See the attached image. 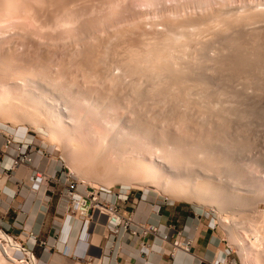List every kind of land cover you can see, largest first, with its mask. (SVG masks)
Masks as SVG:
<instances>
[{
    "label": "rangeland",
    "instance_id": "rangeland-1",
    "mask_svg": "<svg viewBox=\"0 0 264 264\" xmlns=\"http://www.w3.org/2000/svg\"><path fill=\"white\" fill-rule=\"evenodd\" d=\"M235 11H237V15ZM242 11L244 12L242 13ZM231 12H233V15ZM225 13H227V15ZM244 14L248 17H242ZM263 14L264 0H0V87L3 84L9 85V87L13 89L17 87H25L26 89L38 87L40 91L48 92L49 94L46 93V95L55 98L57 107L65 112L69 117L67 120L70 123L72 121L71 118L74 117L80 125L82 124V127H80L81 130L78 131L79 139H82V144L80 148L76 147V149L75 146L72 147V145H69L70 148L65 146V144H63L64 142L58 138V135H55L47 127L50 120L30 105L24 104L23 102L22 104L26 106V110L28 111V115L26 116L23 114L20 115L17 111L8 107H5L4 110L1 109L0 134L3 136V132L12 133L21 140H26L27 144H30L29 151L34 153V163H36L37 166L35 167L29 163L26 165V170L29 172L30 169H34V175H38L37 177L41 179V184L49 188L48 191L51 193H53L51 190H54V194H60V191H64L66 186L65 179L70 176L77 183L80 192L91 191L98 194L100 197L107 198H110L112 195L115 197L116 194H121L123 196L128 195L129 199L127 202L129 205L133 206L132 208H128L129 210L139 206L161 207L165 204H180L188 210H191L190 212H195L193 213L194 217H197V210H200L201 214H203L200 217H204V219L212 223V226L216 227L217 236L221 243L220 248L226 255L221 263H224L226 259L228 264H245V260L241 257L238 247L230 241V235L224 225L226 222H223V219L221 220V217L226 218L230 221L235 230L234 236L242 241L248 249V261L250 264H264ZM236 16H240L242 20H245L241 21V19ZM211 17L215 18L214 20H216V18L221 20L213 21ZM231 18H233L234 23H232ZM223 19H227L226 21L229 23L223 21ZM207 21H209V24L211 23L212 27ZM187 22L189 24L191 23L190 26ZM221 22L223 27L220 26ZM197 24L198 27L200 25L199 28L195 26ZM205 24L207 27L204 26ZM182 25L185 28H189V30L191 29L193 34L198 32V34H201H199L201 37L204 35L203 39V37H197L199 36L197 33L195 36L191 33V41L187 40L190 41L189 51L192 49V54L189 52L192 55L189 57L191 60L188 58L189 62H191L185 64V61V65L183 64L181 66L182 68L185 67L184 69L186 70H183L187 73H189V68L191 70L189 74V76L191 75V79H189L192 82L187 81V83L190 82L188 87L189 91H192L195 96H193V99L198 97L195 101L191 100L195 105H193L189 99L187 100L185 99L186 97L183 98L181 95H178V97L176 95V99L174 95L171 96V94L169 95L168 92H165L166 89L164 90L163 87V89H159L162 94L160 92L156 93V91H154L155 93L149 92L150 89L148 88L145 90L147 85L148 87L150 86L149 88L151 89L156 86L154 85L155 82L152 81V78L149 76L148 71L143 70L141 67L142 69H140L142 71L138 69L139 71L135 72V75L134 72L126 67L128 65L125 63L124 66L128 69V76L125 67L121 64L122 61V63H124L127 58H130L128 57L130 54H127L130 53V51L127 52L130 47V50L136 47L135 49L139 52V49L144 47V49L141 48V51L144 50L143 53L140 52L142 57L146 54L144 52L147 51L146 46L148 43L153 46H158L156 48L160 51V46L164 44L168 45V41H165V37L168 38L169 36H173L176 32L179 37L180 31L183 32V29H185ZM196 27L198 31L195 29ZM204 27L206 30H204ZM218 27L220 33H218ZM224 27L225 29L223 30L222 28ZM200 29L202 30L200 31ZM258 33L262 35H259V37ZM163 34L166 36H163ZM248 37H251L252 40ZM149 38L150 40H147ZM228 38L229 40L225 41ZM157 39L159 41H157ZM201 40L208 45L205 44V46L203 42H200ZM228 41L230 43H235V45L237 42L240 43V45L237 44L240 47V49L237 48L238 51L240 50V53L235 48V50H232L233 52L235 51L234 53L236 54H234L227 47ZM249 41L251 43H247ZM154 42L163 44L159 46ZM199 42L203 44V46H201ZM249 44L250 46H248ZM178 46L176 48L179 49ZM221 47L225 49H221ZM176 48L175 50L178 51ZM205 48L208 51H206ZM241 50L246 52H241ZM252 50L254 51L252 52ZM258 50H261L262 53ZM179 51L178 53H180ZM202 51L205 54L202 53ZM228 51H231L233 56L231 53H228ZM213 53L216 55L214 54V56ZM250 53L255 55L252 56ZM193 54L195 56H193ZM244 55L247 57L250 55V60L253 59V61H249V58H246ZM240 56L244 57L239 58ZM193 57H198L199 60H203L201 61L203 63L199 61L198 65L197 63L194 65L195 62L194 59H192ZM218 57L219 59H217ZM204 58H206L205 63ZM221 58H226L228 63L226 60L224 61V59V62H222ZM236 58L238 60H236ZM245 58L247 59L246 62H244ZM212 59H214V61ZM239 59L246 64H242L243 66L240 64L241 66H238L239 64L237 63L242 62ZM217 60H220V63H217ZM232 61L236 62L235 68L233 67L234 63ZM113 62L114 64H112ZM192 62L194 63L192 64ZM251 63L253 65H250ZM190 64H192L191 67H189ZM217 64L220 66L218 65V67ZM196 68L200 69L197 70L198 73H195ZM214 68H216V71L213 70ZM221 69L224 70L221 71ZM201 70L202 73H200ZM228 70L229 72L227 74ZM143 71L144 74L147 72L148 75L146 76L147 73L144 75ZM230 71L232 74H230ZM139 72L140 75H138ZM207 73L208 76H205ZM192 75L194 77H192ZM139 76H142V79ZM224 76L227 78H224ZM235 76H239V78L236 79ZM148 78L151 79V81ZM208 80L210 82H206ZM137 82L140 83V85L141 83L143 85L146 84L144 85V87H146L143 89V85H141V87ZM150 82L153 83L151 84ZM138 86H140V89L137 88ZM161 89L163 91H161ZM142 90L146 92V95ZM227 90L228 92H226ZM138 91L140 92L138 93ZM20 92L22 93L23 91ZM200 92L203 93V95ZM148 93L152 98L147 96ZM151 93H153L154 96ZM235 93L237 95H235ZM166 94H168V96ZM198 94H200V96H198ZM140 95L141 97H139ZM146 96L148 98H146ZM173 96L174 98H172ZM7 97L10 102L17 100L15 92L7 94ZM219 97L222 98L219 99ZM224 99L227 102L224 101ZM220 101L223 104H221ZM90 102H96L101 105L102 108L101 106L99 109L95 107L91 108ZM199 102L200 105H198ZM182 105H184V108L181 107ZM210 105L213 107L211 109L212 112H210ZM190 106L193 108L196 106V109H198L199 106L204 107H199L202 110H199V115H197L198 110L195 109L194 112V109ZM231 107L234 108L232 109ZM218 108H221L220 110L225 108L224 113H221L225 115V117L218 115V112H221L220 110L218 111ZM213 109L216 110V113H214L215 110ZM226 111L230 119H228L225 113ZM178 113L180 116L183 113V118L180 117ZM204 113L205 115H203ZM244 113H246V115ZM216 114L219 117H216ZM33 115H35V117L37 116L36 118H38V120L40 119L39 123H41V126L33 122ZM185 116L187 119L184 118ZM232 116L234 119H231ZM220 117L226 118V121L225 119L222 120ZM189 120L190 123L187 122ZM213 120L216 121L215 124H213ZM230 120H234L233 122L236 123L232 121L229 123ZM117 121L121 124L119 127H115ZM221 121H224V124ZM211 124H213V127ZM225 124L230 127L232 126L231 129ZM215 125L218 126V128ZM223 125L225 126L223 127ZM116 130L118 132H116ZM105 137L109 139L113 138V142L110 144L111 147H109L114 149L111 150L109 148L107 150L108 152L106 151V154L103 153L102 155L100 152H102L101 150L105 144L102 139L105 140ZM129 150L137 154L151 155L154 158L163 159L166 164L168 163V166H170V163L172 166L173 164L175 165V162L176 165L177 163H181L178 164L179 166L177 168L180 170L182 169L181 171L184 173L186 171V173L191 171L194 173L195 171L194 178L197 176L196 181L199 182V184L203 182L204 184L208 183L214 186L215 183V187L219 186L221 189L219 187H217V189L213 187V189L216 190L214 191L212 189L213 194L209 193V196L214 199L218 193L217 197L219 200L217 197L215 199L224 204V213L218 216L211 202L198 203V201L187 199H171L158 190L155 185H137L124 180V178H122L123 171L120 172L118 170L120 167L128 165L126 164L128 161L122 158ZM118 152L123 153L121 154V158H118ZM112 153L113 155H111ZM108 155H111V159ZM126 155L127 153L125 156ZM95 156L96 159H94ZM179 160H181V162ZM106 170L108 171L106 172ZM52 180H57V184L52 182ZM210 181L212 183H210ZM201 189L202 188H200V190L196 188L195 191H197V193L203 192V189L202 191ZM218 189L221 190V192ZM65 215L63 214V216H60L63 218L60 222L67 223V217L65 218ZM76 216L78 222L81 221V213L79 212ZM13 236L17 238V236ZM15 241L26 246L21 238H17ZM59 244V242H51L46 245L48 254L51 258V264H61L62 260L67 261L68 259V257L64 259L60 256L62 249ZM0 248L3 251V255L0 254V264H35L25 252L28 248L25 251H19L22 250V247L16 246L5 239H2ZM39 251H42L40 247L33 250L38 259L37 264H40ZM1 260L5 261L1 262ZM63 264L66 263L63 262ZM67 264H70V262ZM75 264H86V260H76Z\"/></svg>",
    "mask_w": 264,
    "mask_h": 264
},
{
    "label": "crops",
    "instance_id": "crops-1",
    "mask_svg": "<svg viewBox=\"0 0 264 264\" xmlns=\"http://www.w3.org/2000/svg\"><path fill=\"white\" fill-rule=\"evenodd\" d=\"M13 155V150L5 146L4 137L0 136V230L10 231L23 239L33 254V250L40 247V264H51L46 247L51 242H59L60 256L68 257L61 264H75L80 259H85L86 264H143L139 244L124 228L112 227L107 218L89 223L90 229L84 232L80 230V221L67 218V223L60 222L63 219L60 216L66 214V218L68 214L61 195L49 192L34 175V169L28 172L26 165L10 168ZM32 165L37 166L36 163ZM118 197L116 194L110 199L118 200ZM118 203L122 211L132 214L136 220L156 223L162 228L176 224L185 237L194 240L191 254L178 248L172 256L174 239L163 241L152 236L145 264H216L226 257L220 248L216 227L200 217L203 215L200 210L194 217L195 212L180 204L139 206L129 210L133 206L128 202L118 200ZM30 232H35L38 239L35 240Z\"/></svg>",
    "mask_w": 264,
    "mask_h": 264
},
{
    "label": "bare ground",
    "instance_id": "bare-ground-1",
    "mask_svg": "<svg viewBox=\"0 0 264 264\" xmlns=\"http://www.w3.org/2000/svg\"><path fill=\"white\" fill-rule=\"evenodd\" d=\"M237 9V8H236ZM230 10V9H229ZM252 10V9H251ZM230 12V11H229ZM244 11H242V13H243ZM250 12V11H249ZM233 12H231V14H232ZM235 13H236V15H237V11H235ZM234 13V14H235ZM240 13V12H239ZM247 13V12H246ZM245 13V14H246ZM22 14V13H21ZM214 14V13H213ZM226 15H227V13H225ZM230 14V13H229ZM228 14V15H229ZM243 15L242 17H246L247 15ZM251 14V13H250ZM233 15V14H232ZM240 15V14H239ZM249 15V14H248ZM212 16V15H211ZM225 16V15H224ZM262 16V15H261ZM263 16H264V14H263ZM221 17V16H220ZM219 17V18H220ZM229 17V16H228ZM227 17V18H228ZM237 17V16H236ZM248 17V16H247ZM250 17V16H249ZM258 17V16H257ZM212 18V17H211ZM233 18H234V16H233ZM233 18H231V20H232V23H234L233 22ZM237 18H240V16L239 17H237ZM190 19V18H189ZM206 19V18H205ZM213 19V21H216V20H218L217 18H216V20H214L215 18H212ZM241 19V18H240ZM210 20V19H209ZM221 20V19H220ZM220 20H218V21H220ZM227 20V19H226ZM226 20H224L223 19V21H226ZM229 20V19H228ZM243 20H245V19H243ZM242 19H241V21H243ZM251 20V19H250ZM262 20V19H261ZM165 21V20H164ZM195 21V20H194ZM200 21V20H199ZM230 21V20H229ZM235 21H236V19H235ZM239 21V20H238ZM241 21H239V22H241ZM248 21H249V18H248ZM257 21V20H256ZM260 21V20H259ZM175 22V21H174ZM178 22V21H177ZM202 22V21H201ZM209 21H207V23H208ZM210 22H211V20H210ZM226 22H228V21H226ZM231 22V21H230ZM237 22V21H236ZM182 23V22H181ZM188 23V22H187ZM194 23V22H193ZM198 23V22H197ZM200 23V22H199ZM206 23V24H207ZM212 23V22H211ZM211 23L209 24L211 27H212V25H211ZM229 23V22H228ZM264 23V22H263ZM184 24V23H183ZM189 24V23H188ZM191 24V23H190ZM190 24H189V26H190ZM204 25L205 27H207V25ZM216 24V23H215ZM219 24V23H218ZM223 24H224V22H223ZM226 24V23H225ZM236 24V23H235ZM240 24H242V23H240ZM74 25V24H73ZM194 25V24H193ZM200 25H201V23H200ZM200 25H199V27H200ZM233 25V24H232ZM231 25V26H232ZM177 26V25H176ZM183 26V25H182ZM181 26V27H182ZM195 26H197L198 27V24L197 25H195ZM209 26V27H210ZM217 26V25H216ZM219 26V25H218ZM220 26L221 27H223L222 26V22H221V24H220ZM237 26V25H236ZM168 27H169V25H168ZM184 27V26H183ZM182 27V28H183ZM197 27L195 28V29H197ZM198 27V28H199ZM204 27V30H206V28ZM227 27V26H226ZM164 28V27H163ZM162 28V29H163ZM185 28V27H184ZM202 28V27H201ZM214 28V27H213ZM212 28V29H213ZM217 28V27H216ZM232 28V27H231ZM144 29V28H143ZM179 29V28H178ZM195 29H194V31H195ZM203 29V28H202ZM202 29H200V31L202 30ZM223 30L225 29V27L224 28H222ZM233 29V28H232ZM239 29V28H238ZM22 30V29H21ZM43 30V29H42ZM180 30V29H179ZM211 30V29H210ZM215 30V29H214ZM220 29H219V27H218V31H219ZM174 31V30H173ZM197 31H198V29H197ZM222 31V30H221ZM245 31V30H244ZM249 31H250V29H249ZM160 32V31H159ZM175 32H176V30H175ZM181 32V33H180ZM179 33V37H178V35H177V32H176V34H173V36H169L168 38L167 37H165L166 39H165V41L167 42L168 41V45H166V44H164V45H162L163 43H161V44H157V43H155V44H157V45H162V46H160V48H159V50L160 51H158V49L156 48V47H158V46H153V45H150L149 43V45L147 44V51L146 52H144V53H146L145 54V56L144 57H142L141 55V53L140 52H142L143 53V51L144 50H142L141 51V48L139 49L140 50V52L139 51H137L135 48L134 49H132V50H130V48H129V50H127V52H129L130 51V53H127L129 56L128 57H130V58H127V55H126V62H124V63H122L121 62V64H123V67H125L124 65H125V63H127V65L128 66H126V67H128L129 68V70L130 71H132V72H138L139 70L140 71H142L141 69L143 68V70H147L148 71V73H149V76L152 78V81H154L155 83H154V85H158L157 87L156 86H154V87H156V88H154L153 87V89H151V88H149L148 87V85H147V87L145 88L144 87V85H146V84H142L141 83V85H143V87L140 85V83H138V85H140L143 89L145 88V90L148 88V89H150L149 90V92H153V93H155L154 91H156V93L157 92H160L159 91V89L160 88H164V90H165V92H168L169 93V95L171 94V96L172 95H174L175 96V98L177 99V97H178V95L180 96H183V98L184 97H186L185 99H189L190 101L191 100H193V101H195L197 98H195V99H193L195 96L193 95V93H192V91L190 92L189 91V87H188V84L190 83V82H192V81H190V77H191V75L189 76V74H190V68H189V73H187L186 71H184V70H186V69H184V68H182L181 66L184 64V62H185V64H189L190 62H189V59L191 60V58H189V57H191L192 55V52H191V50L192 49H190V51H189V42L191 41V37H192V34H193V32H192V30L190 29L189 30V28H185V29H183V32L182 31H180ZM204 32V31H203ZM216 32V31H215ZM259 32V31H258ZM3 33V32H2ZM157 33V32H156ZM170 33V32H169ZM169 33H166V34H169ZM192 33V34H191ZM197 34H198V32H196ZM196 33H194L193 34V36H195V34ZM213 33H214V31H213ZM218 33H220V31L218 32ZM223 33V32H222ZM229 33V32H228ZM239 33V32H238ZM251 33H252V30H251ZM255 33H256V31H255ZM255 33H253V34H255ZM262 33V32H261ZM120 34V33H119ZM200 34V33H199ZM198 34V35H199ZM216 34V33H215ZM214 34V35H215ZM247 34V33H246ZM245 34V35H246ZM116 35V34H115ZM201 35V34H200ZM197 36V37H201V36ZM211 35V34H210ZM217 35V34H216ZM215 35V36H216ZM227 35V34H226ZM229 35V34H228ZM239 35H241V34H239ZM261 36L262 34H259L258 33V36ZM163 36H166V35H164L163 34ZM204 36V35H203ZM202 36V37H203ZM220 36V35H219ZM232 36V35H231ZM253 36V35H252ZM259 36V37H260ZM147 37V36H146ZM153 37V36H152ZM201 37V38H202ZM213 37V36H212ZM234 37H235V34H234ZM245 37V36H244ZM160 38V37H159ZM195 38V37H194ZM249 38V37H248ZM251 38V37H250ZM249 38V39H250ZM253 38H254V36H253ZM258 38V37H257ZM256 38V39H257ZM153 39V38H152ZM155 39H156V37H155ZM162 39H163V37H162ZM161 39V40H162ZM184 39V40H183ZM186 39V40H185ZM193 39V38H192ZM196 39V38H195ZM203 39H204V37H203ZM219 39V38H218ZM235 39H236V37H235ZM248 39V40H249ZM260 39V38H259ZM262 39V38H261ZM123 40V39H122ZM122 40H120V41H122ZM143 40V39H142ZM147 40H150V38L149 39H147ZM146 40V41H147ZM187 40H190V41H187ZM199 40V39H198ZM197 40V41H198ZM227 40H229V38L228 39H226L225 41H227ZM251 40H252V38H251ZM146 41H144V42H146ZM157 41H159L158 39H157ZM215 41V40H214ZM256 41V40H255ZM117 42H118V40H117ZM161 42V41H160ZM200 42H203V40H201ZM199 42V43H200ZM209 42H210V40H209ZM230 42H231V40H230ZM229 41L227 42L228 43V48L232 51V50H235V48H236V50L238 51V49L237 48H239L240 49V47L238 46V45H240V43H236V45H235V43H230ZM257 42H258V40H257ZM97 43V42H96ZM123 43V42H122ZM128 43V42H127ZM147 43V42H146ZM145 43V44H146ZM193 43V42H192ZM195 43V42H194ZM198 43V42H197ZM196 43V44H197ZM204 43V45L206 44L205 42H203ZM245 43V42H244ZM247 43H251L250 41L249 42H247ZM264 43V42H263ZM125 44V43H124ZM124 44H123V47H124ZM131 44V43H130ZM144 44V43H143ZM191 44V43H190ZM201 44V43H200ZM226 44V43H225ZM238 44V45H237ZM256 44V43H255ZM136 45V44H135ZM179 45V46H178ZM206 45H208V44H206ZM205 45V46H206ZM244 45V44H243ZM145 46V45H144ZM179 47V49H180V51H179V49L178 48H176V47ZM201 46H203V44H201ZM218 46V45H217ZM222 46V45H221ZM225 46V45H224ZM237 46V47H236ZM248 46H250V44L248 45ZM258 46V45H257ZM128 47V46H127ZM133 47V46H132ZM175 48L176 49H178V51L180 52V53H178V51H176L175 50ZM207 48V47H206ZM205 48V49H206ZM213 48V47H212ZM211 48V49H212ZM223 47H221V49H222ZM227 48V49H228ZM242 48V47H241ZM245 48V47H244ZM247 48V47H246ZM252 48V47H251ZM115 49V48H114ZM142 49H144V47L142 48ZM197 49H198V47H197ZM197 49H196V51H197ZM204 49V50H205ZM221 49L219 48V50H220V52H221ZM223 49H225V48H223ZM228 49V50H229ZM249 49V48H248ZM254 49H255V47H254ZM257 49H258V47H257ZM260 49V48H259ZM118 50V49H117ZM195 50V49H194ZM246 50V49H245ZM256 50V49H255ZM103 51V50H102ZM115 51V50H114ZM119 51V50H118ZM121 51V50H120ZM195 51V52H196ZM206 51H208L207 49H206ZM226 51V50H225ZM229 52L228 51V53H231V55L235 52ZM240 51V50H239ZM238 51V52H239ZM242 51H244V50H241V52ZM250 51V50H249ZM254 50H252V52H253ZM259 51V50H258ZM96 52V51H95ZM112 52V51H111ZM110 52V53H111ZM122 52V51H121ZM191 54H190V53ZM210 52V51H209ZM218 52V51H217ZM219 52V53H220ZM244 52H246V51H244ZM259 52H261V50L259 51ZM88 53V52H87ZM94 53V52H93ZM105 53H106V51H105ZM115 53V52H114ZM194 53V52H193ZM202 53H204L203 51H202ZM208 53V52H207ZM216 53V52H215ZM215 53H213V55L215 54ZM222 53V52H221ZM220 53V54H221ZM240 53V52H239ZM262 53V52H261ZM99 54V53H98ZM101 54V53H100ZM107 54V53H106ZM116 54H118V53H116ZM121 54V53H120ZM205 54V53H204ZM210 54V53H209ZM217 54V53H216ZM215 54V55H216ZM224 54V53H223ZM234 54H236V53H234ZM243 54V53H242ZM247 54V53H246ZM249 54V53H248ZM251 54V53H250ZM264 54V53H263ZM103 55V54H102ZM108 55H109V53H108ZM115 55V54H114ZM144 55V54H143ZM212 55V56H213ZM214 55V56H215ZM222 55V54H221ZM225 55V54H224ZM228 55H230V54H228ZM230 55V56H231ZM252 55V54H251ZM253 55H255V54H253ZM252 55V56H253ZM90 56V55H89ZM193 56H195L194 54H193ZM210 56V55H209ZM209 56H207V57H209ZM217 56H218V54H217ZM227 56V55H226ZM226 56H223V57H226ZM233 56V55H232ZM238 56V55H237ZM245 56V55H244ZM243 56V57H244ZM99 57V56H98ZM205 57V56H204ZM206 57V58H207ZM242 56H240L239 58H241ZM242 57V58H243ZM246 58H249L248 60L249 61H253V59H251L250 60V55H249V57H247V56H245ZM95 58V57H94ZM103 58V57H102ZM117 58V57H116ZM189 58V59H188ZM202 58V57H201ZM206 58H204V63H205V59ZM212 58H214V57H212ZM216 58V57H215ZM244 59L245 61L244 62H246V60L247 59ZM253 58V57H252ZM259 58V57H258ZM96 59H97V56H96ZM95 59V60H96ZM99 59V58H98ZM192 59H194V62H195V64L194 65H196V63H197V65H198V63H199V61H200V63H203V62H201V61H203V60H199L198 59V57L197 58H195V57H193ZM217 59H219V57L217 58ZM222 60V62H224L225 60H226V58L224 59V58H221ZM223 59H224V61H223ZM229 59V58H228ZM263 59H264V57H263ZM113 60V59H112ZM123 60V59H122ZM213 61H214V59H212ZM234 60H235V58H234ZM236 60H238L237 58H236ZM239 60H241V59H239ZM255 60V59H254ZM227 61V60H226ZM242 61V60H241ZM194 62H192V64L194 63ZM206 62H208V61H206ZM220 63V60H217V63ZM233 62V61H232ZM238 62H240V61H238ZM257 62H259V61H257ZM106 63V62H105ZM109 63V62H108ZM213 63V62H212ZM227 63H228V61H227ZM230 63V62H229ZM234 63V68H235V63L236 62H233ZM95 64H96V62H95ZM102 64V63H101ZM112 64H114V62L112 63ZM117 64V63H116ZM120 64V65H121ZM184 64V65H185ZM192 64H190L189 65V67H191V65ZM208 64V63H207ZM225 64V63H224ZM237 64H239L238 66H241L242 64L243 65H245L244 63H243V61L241 62V63H237ZM241 64V65H240ZM97 65V64H96ZM193 65V66H194ZM219 64H217V66H218ZM233 65V64H232ZM242 65V66H243ZM250 65H253L252 63L250 64ZM263 65V64H262ZM98 66H99V64H98ZM212 66H213V64H212ZM220 66V65H219ZM218 66V67H219ZM222 66H224V65H222ZM227 66V65H226ZM226 66H225V68H226ZM258 66V65H257ZM106 67V66H105ZM125 67V69H126V71L128 70L127 68ZM142 67V68H141ZM200 67V66H199ZM215 67H216V65H215ZM228 67H229V64H228ZM231 67V66H230ZM237 67V66H236ZM255 67V66H254ZM141 68V69H140ZM221 68V67H220ZM224 68V67H223ZM247 68V67H246ZM251 68V67H250ZM111 69V68H110ZM123 69V68H122ZM139 69V70H138ZM184 69V70H183ZM191 69H193V68H191ZM199 69V68H198ZM197 68H196V72L195 73H198V70ZM216 68H214L213 70H215ZM252 69V68H251ZM254 69V68H253ZM114 70V69H113ZM116 70V69H115ZM188 70V69H187ZM194 70V69H193ZM200 70V69H199ZM212 70V71H213ZM222 70H224V69H221V71ZM247 70H248V68H247ZM125 71V72H126ZM195 71V70H194ZM216 71V70H215ZM232 71H234V70H232ZM132 72H130V73H132ZM225 72H226V70H225ZM228 72H229V70L227 71V74H228ZM240 72V71H239ZM91 73V72H90ZM147 73V72H146ZM145 73V74H146ZM148 73L146 74V76L148 75ZM200 73H202V70L200 71ZM213 73V72H212ZM215 73V72H214ZM234 73H237V72H234ZM259 73V72H258ZM16 74V73H15ZM117 74V73H116ZM127 74H128V76H129V73H128V71H127ZM138 74V73H137ZM143 74H144V71H143ZM144 74V75H145ZM191 74H192V72H191ZM218 74L220 75V73H219V71H218ZM222 74V73H221ZM230 74H232L231 73V71H230ZM238 74V73H237ZM122 75H123V73H122ZM126 75V74H125ZM134 75V74H133ZM132 75V76H133ZM135 75H136V73H135ZM138 75H140V72H139V74ZM137 75V76H138ZM141 75H142V72H141ZM194 75V74H193ZM192 75V77H194ZM200 75V74H199ZM198 75V76H199ZM202 75V74H201ZM213 75V74H212ZM223 75V74H222ZM221 75V76H222ZM234 75V74H233ZM242 75V74H241ZM246 75V74H245ZM114 76V75H113ZM121 76V75H120ZM136 76V77H137ZM203 76V75H202ZM202 76H201V78H202ZM205 76H208V73H207V75H205ZM204 76V77H205ZM214 76H217V75H214ZM230 76V75H229ZM263 76V75H262ZM135 77V76H134ZM140 77V76H139ZM142 77V76H141ZM140 77V78H141ZM144 78H147V77H145V76H143ZM196 77V76H195ZM203 77V78H204ZM212 77V76H211ZM210 77V78H211ZM223 77V76H222ZM221 77V78H222ZM226 76H224V78H225ZM234 77V76H233ZM236 77V76H235ZM190 78V79H189ZM206 78V77H205ZM204 78V79H205ZM212 78H214V77H212ZM227 78V77H226ZM229 78V77H228ZM237 78H239V76L238 77H236V79ZM241 78H242V76H241ZM134 79V78H133ZM138 79V78H137ZM142 79V78H141ZM149 79V78H148ZM189 79V80H188ZM197 79H198V77H197ZM215 79V78H214ZM219 79V78H218ZM233 79V78H232ZM244 79V78H243ZM146 80V79H145ZM150 81H151V79H149ZM195 80H196V78H195ZM200 80V79H199ZM220 80V79H219ZM218 80V81H219ZM240 80V79H239ZM252 80V79H251ZM143 81V80H142ZM142 81H140V82H142ZM187 81H190L189 83H187ZM212 81V80H211ZM215 81H217V80H215ZM227 81V80H226ZM228 81H230V80H228ZM236 81H238V80H236ZM129 82H131V81H129ZM148 82V81H147ZM205 82V81H204ZM206 82H210L209 80L208 81H206ZM241 82V81H240ZM113 83V82H112ZM136 83V84H137ZM151 83V82H150ZM153 83V82H152ZM151 83V84H152ZM203 83V82H202ZM225 83H227V82H225ZM224 83V84H225ZM242 83V82H241ZM246 83V82H245ZM9 84V83H8ZM117 84V83H116ZM148 84V83H147ZM201 84V83H200ZM217 84V83H216ZM233 84V83H232ZM238 84V83H237ZM34 85V84H33ZM202 85V84H201ZM235 85H236V83H235ZM140 86H138L137 88H139L140 89ZM212 86V85H211ZM234 86V85H233ZM233 86H232V88H233ZM244 86V85H243ZM102 87V86H101ZM198 87H199V85H198ZM198 87H196V88H198ZM213 87V86H212ZM226 87V86H225ZM246 87V86H245ZM162 88V89H163ZM205 88H207V87H205ZM204 88V89H205ZM161 89V91H163ZM229 89V88H228ZM244 89V88H243ZM42 90V89H41ZM153 90V91H152ZM158 90V91H157ZM197 90H199V89H197ZM200 90H201V88H200ZM207 90V89H206ZM210 90V89H209ZM20 91H23L22 93L20 92ZM143 91V90H142ZM141 91V92H142ZM205 91V90H204ZM208 91V90H207ZM230 91V90H229ZM16 93V96H17V100H15V101H12V102H10V100H8V97H7V94H11V93ZM20 92V93H19ZM136 92V91H135ZM140 91H138V93H139ZM143 92H145V91H143ZM220 92H221V90H220ZM226 92H228V90L226 91ZM233 92V91H232ZM46 93L47 94H49L48 92H42V91H40L39 89H38V87H31L30 89L28 88V89H26L25 87H17V88H15V89H13V88H11V87H9V85L7 86L6 84L4 85H2L1 87H0V111H2L1 109H3L4 110V108L5 107H8V108H10V109H12V110H15V111H17V113H19L20 115L21 114H23V115H28L27 114V110H26V106L25 105H23L22 104V102L24 103V104H28V105H30L32 108H34L36 111H38L39 113H41V114H43V115H45L46 116V118H48L49 120H50V123H49V125H47V127L50 129V131H52L55 135H58V138L61 140V141H63L64 143L63 144H65V146H68L69 148H70V146L69 145H72V147H74L75 146V149H76V147L77 148H80V146H81V141H82V139H79V130H81V128L80 127H82L78 122H77V120H75L74 119V117L73 118H71V123L67 120L69 117L65 114V112H63V111H61L60 110V108H58L57 107V105H56V100H55V98L53 97V96H50V95H46ZM153 93H151V94H153ZM161 93V92H160ZM164 93V92H163ZM201 93V92H200ZM219 93V92H218ZM121 94V93H120ZM141 94V93H140ZM145 95H146V92L144 93ZM149 94V93H148ZM147 94V96L148 97H151V95L149 96ZM162 94V93H161ZM202 95H203V93H201ZM209 94V93H208ZM225 94V93H224ZM142 95V94H141ZM141 95L139 96V97H141ZM144 95V96H145ZM156 95V94H155ZM160 95V94H159ZM164 95H165V93H164ZM167 96H168V94H166ZM176 95H177V97H176ZM205 95V94H204ZM207 95V94H206ZM223 95V94H222ZM230 95V94H229ZM231 95H233V94H231ZM235 95H237L236 93H235ZM9 96V95H8ZM106 96V95H105ZM137 96V95H136ZM146 96V98H148ZM153 96H154V94H153ZM158 96V95H157ZM156 96V97H157ZM174 96L172 97V98H174ZM194 96V97H193ZM198 96H200V94H198ZM208 96V95H207ZM206 96V97H207ZM219 96V95H218ZM241 96V95H240ZM109 97V96H108ZM160 97V96H159ZM158 97V98H159ZM203 97V96H202ZM227 97V96H226ZM152 98V97H151ZM150 98V99H151ZM162 98H163V95H162ZM208 98V97H207ZM222 98V97H221ZM220 97H219V99H221ZM224 98V97H223ZM230 98V97H229ZM16 99V98H15ZM105 99V98H104ZM145 99V98H144ZM154 99H155V97H154ZM157 99V98H156ZM161 99V98H160ZM165 99V98H164ZM201 99V98H200ZM204 99H205V97H204ZM139 100V99H138ZM169 100V99H168ZM187 100H185V101H187ZM199 100V99H198ZM197 100V101H198ZM227 100H229V99H227ZM233 100V99H232ZM241 100V99H240ZM95 101V100H94ZM148 101V100H147ZM152 101V100H151ZM161 101H163V100H161ZM165 101V100H164ZM167 101V100H166ZM189 101V102H190ZM196 101V102H197ZM200 101V100H199ZM205 101V100H204ZM218 101V100H217ZM224 101H226L225 99H224ZM140 102V101H139ZM144 102V101H143ZM156 102V101H155ZM168 102H170V101H168ZM172 102V101H171ZM192 102V101H191ZM191 102H190V104H191ZM195 102V103H196ZM219 102V101H218ZM227 102V101H226ZM236 102H237V100H236ZM235 102V103H236ZM246 102V101H245ZM91 103V102H90ZM166 103V102H165ZM173 103H174V101H173ZM187 103V102H186ZM193 103V105H195L194 104V102H192ZM203 103V102H202ZM201 103V104H202ZM220 103H221V101H220ZM240 103V102H239ZM189 104V103H188ZM189 104V105H190ZM204 104V103H203ZM217 104H219V103H217ZM221 104H223V103H221ZM220 104V105H221ZM230 104V103H229ZM237 104H238V102H237ZM245 104V103H244ZM157 105V104H156ZM173 105V104H172ZM186 105V104H185ZM198 105H200V102L198 103ZM236 105V104H235ZM90 106H91V108H93V107H95V108H97V109H99L100 108V106L101 105H99V104H97L96 102H92L91 104H90ZM165 106V105H164ZM184 105H182L181 107L182 108H184L183 107ZM196 106H197V104H196ZM195 106V108H193L192 106H190V107H192L193 109H194V112H195V109L197 108ZM212 105H210L209 107H211ZM213 106H214V102H213ZM150 107V106H149ZM172 107V106H171ZM199 107H201V106H199ZM198 107V109H196V110H198V114L197 115H199V110H202V109H200ZM204 107V106H203ZM203 107H201V108H203ZM221 107H222V105H221ZM62 108V107H61ZM94 108V109H95ZM101 108H102V106H101ZM104 108V107H103ZM148 108V107H147ZM146 108V109H147ZM188 108V107H187ZM213 107H211L210 108V112H212V109ZM215 108V107H214ZM217 108V107H216ZM229 108V107H228ZM232 108V107H231ZM234 108V107H233ZM232 108V109H233ZM7 109V108H6ZM9 109V110H10ZM75 109V108H74ZM89 109V108H88ZM96 109V110H97ZM113 109V108H112ZM149 109V108H148ZM221 108H218V111L220 110ZM225 109V108H224ZM224 109L222 108V110H220L221 112L219 113L218 112V115H220V116H224L225 117V115H222L221 113H224ZM231 109V110H232ZM101 110V109H100ZM158 110V109H157ZM186 110H188V109H186ZM190 110H192V109H190ZM213 110H215V109H213ZM238 110V109H237ZM121 111V110H120ZM179 111V110H178ZM227 111H229V110H227ZM225 112L226 114L228 113V112ZM234 111V110H233ZM33 112V111H32ZM190 112V111H189ZM197 112V111H196ZM235 112V111H234ZM151 113V112H150ZM164 113V112H163ZM184 113V112H183ZM182 113V114H183ZM192 113V112H191ZM200 113H202V112H200ZM214 113H216V110H215V112ZM252 113V112H251ZM32 114V113H31ZM92 114V113H91ZM103 114V113H102ZM168 114V113H167ZM181 114V113H180ZM182 114H181V116L179 115V113H178V115L180 116V117H182L183 118V116H182ZM185 114V113H184ZM188 114V113H187ZM186 114V115H187ZM192 114H194V113H192ZM206 114H208V113H206ZM211 114V113H210ZM230 114V113H229ZM245 115H246V113H244ZM203 115H205V113L203 114ZM214 115V114H213ZM217 115V114H216ZM216 116V117H219V116ZM235 115H236V113H235ZM177 116V115H176ZM193 116H195V115H193ZM227 116H228V114H227ZM226 116V117H227ZM238 116V115H237ZM243 116V115H242ZM37 117V116H36ZM35 117V115H33L32 116V120H33V122L34 123H37V125L38 124H40V126H41V123H39V120H38V118H36ZM104 117H106V116H104ZM145 117V116H144ZM153 117V116H152ZM168 117V116H167ZM179 117V118H180ZM209 117V116H208ZM182 118H180V119H182ZM184 118H186V116L184 117ZM195 118V117H194ZM214 118H215V115H214ZM221 118V117H220ZM233 118V116L231 117V119ZM243 118V117H242ZM83 119V118H82ZM81 119V120H82ZM142 119V118H141ZM187 119V118H186ZM186 119H184V120H186ZM189 119V118H188ZM196 119V118H195ZM194 119V120H195ZM207 119V118H206ZM213 119V118H212ZM212 119H211V121H212ZM222 120H224L225 119V121H226V118H221ZM228 119H230L229 118V116H228ZM234 119V118H233ZM241 119V118H240ZM70 120V119H69ZM79 120H80V118H79ZM87 120V119H86ZM190 120H191V118H190ZM190 120L189 121H187V122H189L190 123ZM210 120V119H209ZM215 120V119H214ZM213 120V121H214ZM219 120V119H218ZM236 120V119H235ZM238 120V119H237ZM113 121V120H112ZM181 121V120H180ZM211 121H209V122H211ZM229 121V120H228ZM231 121L233 122L234 120H230V122L229 123H231ZM244 121V120H243ZM242 121V122H243ZM49 122V121H48ZM84 122V121H83ZM182 122V121H181ZM219 122V121H218ZM222 122V121H221ZM224 122V121H223ZM222 122V123H223ZM106 123V122H105ZM113 123V122H112ZM183 123H184V121H183ZM213 123V122H212ZM216 123V121H214V123L213 124H215ZM227 123V122H226ZM229 123H227V124H229ZM233 123H236V122H233ZM213 124H211V126L213 125ZM224 124V123H223ZM116 126L115 127H119L121 124H120V122L119 121H117V123L115 124ZM193 125V124H192ZM221 125V124H220ZM226 125V124H225ZM225 125H223V127L225 126ZM230 125V124H229ZM229 125H226L227 127L229 126ZM186 126V125H185ZM216 126V125H215ZM187 127V126H186ZM213 127V126H212ZM217 128H218V126H216ZM215 127V128H216ZM232 127V126H231ZM231 127L229 126V128L231 129ZM245 127V126H244ZM125 128V127H124ZM143 128H145V127H143ZM195 128V127H194ZM240 128V127H239ZM249 128V127H248ZM48 129V130H49ZM188 129V128H187ZM224 129H226V128H224ZM206 130V129H205ZM217 130V129H216ZM221 130V129H220ZM191 131V130H190ZM218 131H219V129H218ZM226 131V130H225ZM225 131H223V132H225ZM228 131V130H227ZM116 132H118L117 130H116ZM210 132V131H209ZM217 132V131H216ZM52 133V134H53ZM189 133H191V132H189ZM232 133V132H231ZM142 134V133H141ZM210 134V133H209ZM214 134V133H213ZM216 134V133H215ZM227 135V134H226ZM245 135V134H244ZM253 135V134H252ZM15 136V135H14ZM191 136V135H190ZM228 136V135H227ZM16 137V139L17 140H21L19 137H17V136H15ZM215 137V136H214ZM217 137V136H216ZM239 137V136H238ZM125 138V137H124ZM219 138H220V136H219ZM235 138V137H234ZM123 139V138H122ZM192 139V138H191ZM206 139V138H205ZM125 140V139H124ZM102 141H104L105 142V144L103 145L104 147H103V149L101 150L102 152H100L102 155H103V153H105L106 154V151L111 147L110 146V144H112V142H113V138L111 139H109L108 137H105V140H103L102 139ZM211 141V140H210ZM214 141V140H213ZM201 142V141H200ZM217 142V141H216ZM196 143V142H195ZM128 144V143H127ZM244 145V144H243ZM63 146V145H62ZM85 146V145H84ZM110 146V147H109ZM113 146V145H112ZM201 146V145H200ZM209 146H211V145H209ZM145 147V146H144ZM178 147V146H177ZM199 147V146H198ZM179 148V147H178ZM203 148H205V147H203ZM214 148V147H213ZM111 149V148H110ZM112 149H114V148H112ZM111 149V150H112ZM157 149V148H156ZM166 149V148H165ZM169 149V148H168ZM196 149V148H195ZM208 149V148H207ZM252 149V148H251ZM125 151H128V150H125ZM177 151V150H176ZM198 151V150H197ZM108 152V151H107ZM117 152V151H116ZM210 152V151H209ZM115 153V152H114ZM127 153V155L125 156V154ZM124 155H123V158L122 159H124L125 161H128L126 164H128L127 166H124V167H120L119 168V170L118 171H123L122 173H123V177L122 178H124V180H127L128 182H130V183H133V184H137V185H140V184H144V185H155V186H157V188H158V190H160L164 195H167V197L169 196L171 199H175V200H184V199H187V200H191V201H198V203L199 202H201V203H210L211 202V204H213L214 205V207H215V211H216V213L218 214V216L220 215V214H222V213H224L223 212V203H221L220 201H218L219 199H218V197H217V195H218V190H217V192H214V193H217V195H216V197H217V199H213L211 196H209V193H212V189H213V187L214 188H216L217 189V187H219V186H217V187H215V183H214V186H212V185H210V184H204L203 182H202V184H199V182H197L196 181V177L194 178V173H195V171H194V173L191 171V172H189V173H184V172H182L179 168H177L179 165L178 164H181V163H177V165H176V162H175V165L173 164V166L171 165V163H170V166H168V163L166 164V162H164V160L163 159H159V158H154V157H152L151 155L150 156H148V155H143V154H137V153H135L134 151H130L129 150V152H126ZM99 154V153H98ZM116 154V153H115ZM121 154H123V153H119L118 152V158H121ZM100 155V154H99ZM99 155H97V156H99ZM111 155H113V153L111 154ZM111 155H108V157L111 159ZM174 155V154H173ZM233 155V154H232ZM101 156V155H100ZM105 156V155H104ZM116 156V155H115ZM182 156V155H181ZM107 157V156H106ZM107 157V158H108ZM166 157V156H165ZM220 157V156H219ZM216 158V157H215ZM94 159H96V156H95V158ZM109 159V160H110ZM113 159V158H112ZM214 159V158H213ZM220 159V158H219ZM99 160H101V159H99ZM107 160V159H106ZM202 160V159H201ZM217 160V159H216ZM102 161V160H101ZM108 161V160H107ZM180 162H181V160H179ZM191 161V160H190ZM233 161V160H232ZM110 162L112 163V161L110 160ZM177 162H178V160H177ZM209 162V161H208ZM110 163V164H111ZM114 163V162H113ZM224 163V162H223ZM228 163V162H227ZM201 164V163H200ZM207 165V164H206ZM230 165V164H229ZM238 165V164H237ZM116 166H118V165H116ZM210 166V165H209ZM226 166V165H225ZM234 166V165H233ZM9 167H10V165H9ZM95 167V166H94ZM215 167V166H214ZM111 168V167H110ZM116 168V167H115ZM207 169V168H206ZM241 170V169H240ZM108 170H106V172H107ZM117 171V170H116ZM235 172V171H234ZM115 173V172H114ZM118 173V172H117ZM116 173V174H117ZM121 175V174H120ZM119 175V176H120ZM102 176V175H101ZM121 178V179H122ZM211 179V178H210ZM209 179V180H210ZM197 180H199V179H197ZM206 180V179H205ZM208 180V179H207ZM204 181V180H203ZM205 182V181H204ZM206 182H208V181H206ZM201 183V182H200ZM210 183H212L211 181H210ZM129 184V183H128ZM221 185V184H220ZM227 185V184H226ZM196 188H198L199 190H200V188H202L203 189V192H199V193H197V191H195V189ZM220 189H221V187H219ZM202 189H201V191H202ZM216 189H213L214 191L216 190ZM125 191V190H124ZM211 191V192H210ZM220 192H221V190H219ZM122 193H124V192H122ZM230 193V192H229ZM213 194V193H212ZM168 197V198H169ZM263 198V197H262ZM226 205V204H225ZM259 210V209H258ZM241 217V216H240ZM80 219V218H79ZM223 219V222H226L224 225L226 226V230L228 231V233H229V235H230V241H231V243L232 244H234V245H236L237 247H238V250H239V253H240V255H241V257L245 260V264H250V262L248 261L249 259H248V252H247V248L245 247V245H244V243L242 242V241H240L239 239H237L235 236H234V234H235V230L233 229V226H232V224L230 223V221L228 220V219H226V218H222L221 217V220ZM89 223H91L90 221H89ZM88 223V224H89ZM86 230V228L84 229V231ZM84 231H82V232H84ZM0 237H1V239H0V243L2 242V239H5V240H7L8 242H11V243H13V244H15L16 246H19V247H22V245L20 244V243H18V242H16L11 236H8L5 232H3L2 230H0ZM261 239V238H260ZM27 250V249H26ZM180 250L181 251H185L187 254H191V252H190V249H189V247H184V248H180ZM178 251V250H177ZM0 254H2L3 255V251L1 250V248H0ZM26 252V254H27V256L30 258V260L33 262V263H35V264H37V262H38V259L36 258V256L30 251V250H27V251H25ZM3 258V257H2ZM1 258V259H2ZM5 259V258H4ZM7 260V259H6ZM3 260H1V262H2ZM5 261V260H4ZM3 261V262H4ZM5 264V263H4Z\"/></svg>",
    "mask_w": 264,
    "mask_h": 264
},
{
    "label": "built area",
    "instance_id": "built-area-1",
    "mask_svg": "<svg viewBox=\"0 0 264 264\" xmlns=\"http://www.w3.org/2000/svg\"><path fill=\"white\" fill-rule=\"evenodd\" d=\"M3 133L5 146L10 150L12 149L14 152V155L11 158L10 168H17L29 163L33 164L35 157L34 153L29 151L30 144H27L26 140H17L12 133ZM1 135L2 134H0V136ZM52 182L57 184L58 181L52 180ZM65 183V189L64 191H60V195L63 198L66 211L69 212L67 214V218L69 217L78 221L76 215L80 212L82 219L79 222V226L82 231H84L85 228L86 231L90 229V225L88 224L89 221L92 224L94 220L100 221L102 217L107 218V222L112 227L124 228L139 244V257L143 264H145L148 260L151 247L149 239L152 236L158 237L163 241H170V239L173 238L174 250L172 256H174V253L178 248L189 247L190 249L194 242L193 238L185 237L183 231L178 228L176 224H169L168 226L162 228V226L156 223L136 220L132 214L122 211L118 200L127 202L129 199L128 195L123 196L118 194V200L112 201L110 198L100 197L98 194L91 191L80 192L77 183L70 176L65 179ZM51 191L54 192V190ZM6 234L14 239H17L10 231H7ZM30 234L35 240L38 239V235L35 232H30ZM20 244L22 245V250L19 251H25L29 248L27 245L24 246L22 243ZM216 264L228 263L225 259L224 263L217 262Z\"/></svg>",
    "mask_w": 264,
    "mask_h": 264
},
{
    "label": "trees",
    "instance_id": "trees-1",
    "mask_svg": "<svg viewBox=\"0 0 264 264\" xmlns=\"http://www.w3.org/2000/svg\"><path fill=\"white\" fill-rule=\"evenodd\" d=\"M202 264H206V263H202Z\"/></svg>",
    "mask_w": 264,
    "mask_h": 264
}]
</instances>
